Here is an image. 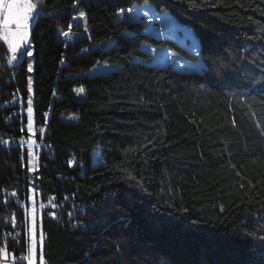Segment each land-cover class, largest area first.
Here are the masks:
<instances>
[{
    "label": "trees",
    "instance_id": "1",
    "mask_svg": "<svg viewBox=\"0 0 264 264\" xmlns=\"http://www.w3.org/2000/svg\"><path fill=\"white\" fill-rule=\"evenodd\" d=\"M32 2L33 57L9 63L0 38V105L23 99L0 107V135H32L31 98L34 136L53 157L32 168L16 146H0V186L29 208L33 188L42 190L35 228L47 232L46 264H264V0ZM144 3L193 32L205 70L153 62L144 44L185 65L198 57L131 19L128 10ZM80 12L86 19L73 20ZM102 65L117 69L93 72ZM11 214L7 255H18L33 221L0 199V226Z\"/></svg>",
    "mask_w": 264,
    "mask_h": 264
},
{
    "label": "snow or ice",
    "instance_id": "2",
    "mask_svg": "<svg viewBox=\"0 0 264 264\" xmlns=\"http://www.w3.org/2000/svg\"><path fill=\"white\" fill-rule=\"evenodd\" d=\"M175 3L181 2V0H174ZM73 7H78V0H73ZM39 10L38 4L33 3L32 0H0V34H2L3 39L7 42L8 47L11 49V52L13 54H19V56H25L26 57H33V52L31 50H28L27 47V37L29 35L28 29H29V21L33 20V13L37 12ZM120 11H123L121 9ZM129 12L134 11L133 9H129ZM145 16L148 15L147 12L144 13ZM85 18L86 19V13L80 12L78 17H73V20H79ZM151 19V17H149ZM69 28L72 27L71 24L68 25ZM85 38L91 39L90 35H88L89 30L87 26L85 25L84 28ZM64 37H68L70 33L68 31H64L62 33ZM150 52H157L156 49H150ZM90 52V49H84L81 51L80 55L83 56ZM198 57V62L196 65L187 64L184 65L180 62L179 58H173L171 53H167L165 56V59L168 60L170 64H175L178 67L181 68V71L184 70L185 67H187V70L189 73H199L204 69L202 61H200L199 58V51L195 53ZM264 54V53H262ZM243 59V57H242ZM17 60V56L13 55L9 63H12L13 61ZM100 67L106 68L107 65H102ZM33 71V63L28 62L27 63V72ZM264 83V81H262ZM203 86V85H202ZM32 90V80L29 77L28 79V92H31ZM77 93H84L85 89L83 87H80L76 89ZM33 101L31 98L27 100V114H28V124L27 127L31 129L33 127ZM46 115V114H45ZM42 131V130H41ZM70 163L74 165H79L83 167L81 162L73 159ZM28 171H33L32 168H29ZM120 220L125 219L123 216L119 218ZM107 217L102 216L101 222H106ZM32 227L30 228V233L32 234L31 242L28 244L27 247V255L23 257V259H26L28 264H35V255H34V247H35V209L32 211ZM80 223V222H78ZM76 225H74L75 227ZM245 235H249L248 233H245ZM261 242H264V237H259ZM0 254H4L2 250H0ZM41 264H43V258H41Z\"/></svg>",
    "mask_w": 264,
    "mask_h": 264
},
{
    "label": "built area",
    "instance_id": "3",
    "mask_svg": "<svg viewBox=\"0 0 264 264\" xmlns=\"http://www.w3.org/2000/svg\"><path fill=\"white\" fill-rule=\"evenodd\" d=\"M39 11V10H38ZM37 12L33 13L34 19L36 18ZM33 20H30V23H32ZM165 62V54L161 57L159 60V63ZM181 62V61H180ZM175 66V68H178L175 64H172ZM23 99L20 98L18 95H13L11 99L3 104L0 105L2 109H4L6 106L11 105L16 102H22ZM0 146L4 148H12L13 146H16L18 149V156L22 162L28 161L29 164L33 162V159H36L38 162L41 161V157L43 154H46L49 157H53V150L50 147V144L45 142H38L34 136V132L32 131V135L28 137H21L19 135H16L13 131H10L7 133V135L2 136L0 135ZM33 158V159H32ZM71 166H75L74 164L70 163ZM42 195V190L39 187H34L31 197L34 200L35 204H33L32 207H27L25 200L18 197L17 190L16 189H10L9 187H1L0 186V199H2L4 204H14L17 207L24 208L25 210L29 211V214H32L33 209H35V214L38 216V213L41 211L42 208L38 207L37 199H40ZM50 204L52 207L48 210L49 216L54 217L56 215L55 208L53 201H50ZM37 219V217H36ZM1 225V224H0ZM9 225L13 228L17 225V219L16 217L11 216L4 219L2 222V228H0V249L3 253H7L8 251V244L9 240L16 238V233L9 229ZM7 227V228H5ZM35 247H34V254H35V260L38 264H41V258H43V264H46L45 259V252L43 250V245L45 243V238L47 237L46 231H39L35 228ZM13 255V256H12ZM27 255V250L22 251L18 255L10 254L8 257H4V254H0V264H4L5 262H8L9 264H28L26 259H23Z\"/></svg>",
    "mask_w": 264,
    "mask_h": 264
},
{
    "label": "rangeland",
    "instance_id": "4",
    "mask_svg": "<svg viewBox=\"0 0 264 264\" xmlns=\"http://www.w3.org/2000/svg\"><path fill=\"white\" fill-rule=\"evenodd\" d=\"M131 9H133L134 11L129 12L130 18L144 22L146 25V30L151 32L156 37L174 38V39L178 40L187 49L192 50L193 52H197L198 41H197L195 35L193 34V32L186 25L179 23L168 11L163 10L162 12H159L149 3L137 4L136 6L132 7ZM145 12L148 13L147 16L144 15ZM121 14H122V12H121ZM149 17H151V19H149ZM31 25L32 24L29 21V29H28L29 35L27 37V42H28L27 46L29 45ZM0 32H2V30H0ZM0 38L3 41H5L3 39L2 34H0ZM5 43L7 44L6 41H5ZM143 48L145 50H148V51L150 49H156L157 50V52H155V53L151 52L153 54V57H154V59H153L154 63L157 61V59L159 57L163 56V53H164L163 52L164 50H162L161 48L154 47L150 44H144ZM9 50H10L9 61L11 60L13 55H16L17 59H18L19 54L18 53L13 54L11 52L10 48H9ZM15 62H17V60L13 61L12 63H15ZM189 64L196 65L197 63H193V64L189 63ZM185 68H187V67H185ZM114 69H117V68L111 67V65H107L106 68L99 66V67H96L93 70V72L106 73V72L112 71ZM27 116H28V114H27ZM63 118L69 122H76L79 120V117L77 115H69V116L65 115ZM32 121L34 122V109H33ZM30 131H34V124H33V127L30 129ZM96 156H97V151H94L92 154V158H93L94 162H95ZM33 160L34 161L31 162V166H32V168H35L38 163H37L36 159H33ZM35 216H36V214H35ZM30 217L32 218V214ZM31 237H32V234L30 233V240H31ZM4 257L5 258L8 257L7 253H4ZM4 264H9V263L5 262ZM35 264H38L36 262V260H35Z\"/></svg>",
    "mask_w": 264,
    "mask_h": 264
}]
</instances>
